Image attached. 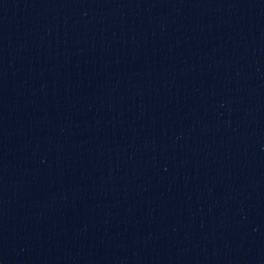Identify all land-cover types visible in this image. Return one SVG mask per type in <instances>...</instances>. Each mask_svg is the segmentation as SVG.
<instances>
[{"label":"water","instance_id":"obj_1","mask_svg":"<svg viewBox=\"0 0 264 264\" xmlns=\"http://www.w3.org/2000/svg\"><path fill=\"white\" fill-rule=\"evenodd\" d=\"M0 264H264V0H0Z\"/></svg>","mask_w":264,"mask_h":264}]
</instances>
